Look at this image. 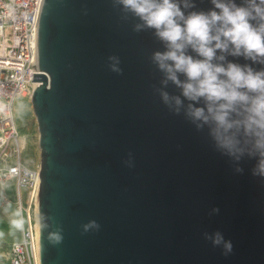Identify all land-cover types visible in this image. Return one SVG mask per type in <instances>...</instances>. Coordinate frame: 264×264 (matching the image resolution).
Returning a JSON list of instances; mask_svg holds the SVG:
<instances>
[{"label": "water", "instance_id": "1", "mask_svg": "<svg viewBox=\"0 0 264 264\" xmlns=\"http://www.w3.org/2000/svg\"><path fill=\"white\" fill-rule=\"evenodd\" d=\"M134 23L112 0H43L31 96L40 264H264V183L160 103L149 61L160 45ZM90 220L99 230L83 231ZM217 232L231 253L206 238Z\"/></svg>", "mask_w": 264, "mask_h": 264}, {"label": "clouds", "instance_id": "2", "mask_svg": "<svg viewBox=\"0 0 264 264\" xmlns=\"http://www.w3.org/2000/svg\"><path fill=\"white\" fill-rule=\"evenodd\" d=\"M112 3L123 19L136 21L133 32L150 30L160 45L149 57L159 74V86L152 87L160 103L204 135L235 173L251 161V175L264 183V0H209L208 9L196 0ZM107 61L111 72L122 74L118 55ZM82 228L100 225L90 220ZM61 232L50 235L52 244L62 242ZM206 238L231 253V241L219 232Z\"/></svg>", "mask_w": 264, "mask_h": 264}, {"label": "built area", "instance_id": "3", "mask_svg": "<svg viewBox=\"0 0 264 264\" xmlns=\"http://www.w3.org/2000/svg\"><path fill=\"white\" fill-rule=\"evenodd\" d=\"M43 0H0V186L16 190L17 201L2 195L3 206L14 205L18 238L9 243L7 264H37L39 225L34 215V190L40 185V164H30L19 150L15 101L28 91L37 67L38 31ZM21 190L31 191L20 200ZM39 191V186L36 189ZM38 196V195H37Z\"/></svg>", "mask_w": 264, "mask_h": 264}, {"label": "rangeland", "instance_id": "4", "mask_svg": "<svg viewBox=\"0 0 264 264\" xmlns=\"http://www.w3.org/2000/svg\"><path fill=\"white\" fill-rule=\"evenodd\" d=\"M15 120L19 134L24 135L27 140V148L24 150L23 159L30 164H40L39 133L37 121L29 98H17L15 101ZM6 194L13 201L16 194L12 187L0 186V264H7L9 243L14 239L18 227L13 221H18L17 210L14 205L3 206L2 195ZM25 196V191L23 192Z\"/></svg>", "mask_w": 264, "mask_h": 264}, {"label": "bare ground", "instance_id": "5", "mask_svg": "<svg viewBox=\"0 0 264 264\" xmlns=\"http://www.w3.org/2000/svg\"><path fill=\"white\" fill-rule=\"evenodd\" d=\"M37 85H38V83H34V82L31 81L30 86L28 88V91L22 93L21 95H19L18 98H22V99L29 98L31 100L32 92L35 89V87H37ZM14 109H15V113H16V107L15 106H14ZM18 145H19V150L21 152V156H23L24 150L27 148V140H26V137L24 135H20L19 134ZM37 185L39 186V180H38V184ZM38 186L36 187V189L38 188ZM36 189L33 192L34 197L36 196V200H35V204H34L33 211H34V215H35V217L37 219V222H38V225H39L38 196H37L38 195V192L36 191ZM13 190H14V192L16 194V197H15V200L14 201L10 198V201L12 203H15L17 201V198L18 197H17L16 190L15 189H13ZM24 191H25V196H23V192ZM30 194H31V191L28 192L27 190H21V192L19 193L20 200L22 199V201H24L25 198L29 197ZM37 264H40L39 255L37 257Z\"/></svg>", "mask_w": 264, "mask_h": 264}, {"label": "crops", "instance_id": "6", "mask_svg": "<svg viewBox=\"0 0 264 264\" xmlns=\"http://www.w3.org/2000/svg\"><path fill=\"white\" fill-rule=\"evenodd\" d=\"M18 236H19V232H18V229H17V233H16V236L14 237V239L18 238Z\"/></svg>", "mask_w": 264, "mask_h": 264}]
</instances>
